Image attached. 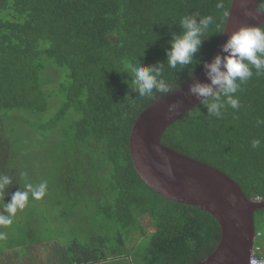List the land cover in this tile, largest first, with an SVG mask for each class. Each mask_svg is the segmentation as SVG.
<instances>
[{
    "label": "trees",
    "instance_id": "trees-1",
    "mask_svg": "<svg viewBox=\"0 0 264 264\" xmlns=\"http://www.w3.org/2000/svg\"><path fill=\"white\" fill-rule=\"evenodd\" d=\"M231 1L217 8L218 0H0V174L12 181L4 203L26 184L47 183L42 199L30 195L12 224L0 226V264H115L130 254L136 264H195L214 251L216 220L165 200L134 170L132 127L164 96L140 97L127 66L163 63V78L180 88L211 57ZM192 13L213 23L194 65L172 69L169 41ZM235 98L240 107L226 106L220 118L199 104L166 129L161 144L264 203V124H257L264 74L253 69ZM257 218L264 220V209L254 213L255 226ZM136 234L143 241L127 249Z\"/></svg>",
    "mask_w": 264,
    "mask_h": 264
},
{
    "label": "water",
    "instance_id": "water-1",
    "mask_svg": "<svg viewBox=\"0 0 264 264\" xmlns=\"http://www.w3.org/2000/svg\"><path fill=\"white\" fill-rule=\"evenodd\" d=\"M258 8L259 0L231 1L221 38L207 63L217 55H225L221 49L233 31L264 24V14L257 15ZM195 83H210L205 68L141 113L129 135L131 161L140 179L156 194L206 212L218 223L216 248L195 264H249L255 237L254 213L264 209V203L249 201L222 172L161 144L166 129L202 103L189 92ZM177 101V112L167 113V106Z\"/></svg>",
    "mask_w": 264,
    "mask_h": 264
},
{
    "label": "clouds",
    "instance_id": "clouds-1",
    "mask_svg": "<svg viewBox=\"0 0 264 264\" xmlns=\"http://www.w3.org/2000/svg\"><path fill=\"white\" fill-rule=\"evenodd\" d=\"M217 8H223V0H218ZM264 14V9H257V15ZM213 23L212 16L199 17L198 13L183 16L179 25L181 32L173 34L169 41L170 48L166 50L168 67L175 69L180 66L194 65L193 56L202 44L204 31ZM221 51L225 55H217L211 63L203 62L206 76L210 83H195L189 92L201 99L208 115L220 118L221 110L226 106L238 109L240 102L235 98L240 84L253 76L264 74V27L244 26L233 31ZM197 63V62H196ZM163 66L144 67L138 61L127 66L131 74V83L140 97H152L154 92L166 96L178 86L170 84L163 78ZM191 76V74H190ZM180 107V102L169 104L167 113L175 114ZM257 124H264L258 120ZM259 139L252 141V147L258 148ZM11 177L0 174V202H3V211L0 212V226H10L18 210L26 207L31 195L32 199L40 200L46 195L47 183L38 185L31 183L25 185V190H17L11 194L10 201L4 203V192L11 185ZM259 203V201H252ZM5 238V233L0 232V239Z\"/></svg>",
    "mask_w": 264,
    "mask_h": 264
},
{
    "label": "rangeland",
    "instance_id": "rangeland-1",
    "mask_svg": "<svg viewBox=\"0 0 264 264\" xmlns=\"http://www.w3.org/2000/svg\"><path fill=\"white\" fill-rule=\"evenodd\" d=\"M43 203V201H41ZM140 224L145 226V228H149L148 224H149V220L147 218H142L140 220ZM62 230L64 229V226H61ZM256 230L258 232H260L262 234L261 237H259L256 241H255V245L259 246L261 248V255L264 256V220H259L258 218L256 219V226H255ZM143 241V238H141L138 234L134 235L131 240H129L127 242V249H132V247H134V245L136 243H141ZM138 244V245H139ZM47 252H43L40 253L39 255L42 256L43 262L42 263H46L47 262ZM136 264L135 259L133 258V255L130 254L127 258V260L121 259V260H117L115 264ZM28 264V263H26Z\"/></svg>",
    "mask_w": 264,
    "mask_h": 264
},
{
    "label": "built area",
    "instance_id": "built-area-1",
    "mask_svg": "<svg viewBox=\"0 0 264 264\" xmlns=\"http://www.w3.org/2000/svg\"><path fill=\"white\" fill-rule=\"evenodd\" d=\"M261 237L260 233H255L253 248L249 259V264H264V256L261 255V248L255 245V241Z\"/></svg>",
    "mask_w": 264,
    "mask_h": 264
}]
</instances>
